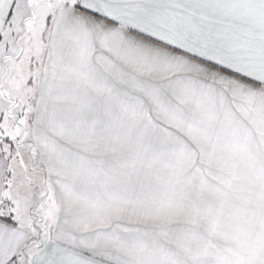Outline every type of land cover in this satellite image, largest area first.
Here are the masks:
<instances>
[{
    "label": "snow or ice",
    "instance_id": "6c2138e0",
    "mask_svg": "<svg viewBox=\"0 0 264 264\" xmlns=\"http://www.w3.org/2000/svg\"><path fill=\"white\" fill-rule=\"evenodd\" d=\"M0 264H264V0H0Z\"/></svg>",
    "mask_w": 264,
    "mask_h": 264
}]
</instances>
